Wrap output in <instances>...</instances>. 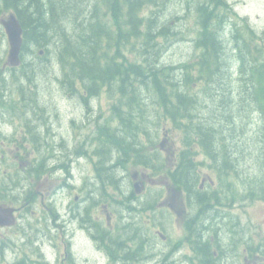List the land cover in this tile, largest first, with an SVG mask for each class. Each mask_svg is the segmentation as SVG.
Masks as SVG:
<instances>
[{
  "label": "trees",
  "instance_id": "obj_1",
  "mask_svg": "<svg viewBox=\"0 0 264 264\" xmlns=\"http://www.w3.org/2000/svg\"><path fill=\"white\" fill-rule=\"evenodd\" d=\"M164 4L166 0H94L89 8L81 0H0V7L5 9V13L14 12L24 29L22 64L10 68L11 71L21 68V76L33 79L37 71L30 72L33 68L28 57L37 47L45 51H50L49 47H52L59 64L64 69L67 68L65 77L75 75L81 81L79 86L78 82L75 83V88L74 83H71L73 91L76 89L81 92L85 99L100 94L105 88L111 92L118 89L121 94L119 104L125 109L122 110L119 104L114 107L119 126L113 128L109 121L108 126L100 127L96 132L100 139H105H99L94 150V156L98 158L95 162L98 183L93 205L112 199L132 211L143 213L149 209L153 212L157 209L149 198L146 201L140 200L138 205L131 203V198L135 197L134 191L123 198L115 197L108 191L111 186L115 191L120 190L125 194L120 189L116 174L118 166H125L132 161L150 166L154 172L164 168L161 153L149 154L144 147L143 139L151 134L155 135L147 127L150 124H136L141 120L135 110H140L141 117L145 118L146 111L149 110L147 103H158L154 109L157 121H152L153 123L160 127L161 119L165 117L181 133L182 147L177 154L175 166L166 171L167 176L176 188L190 194L196 192L197 198L204 197L198 192L199 166L202 162L196 157L200 153L214 159L211 166L221 176L224 172L220 165L228 168L226 172L239 175L241 163L237 153L248 148L241 143L240 138L247 135L253 115L257 113L261 114V120H258L261 133L257 138L264 141V55H257L262 52V47L253 49L245 35L237 32L230 37L223 31L224 26L229 24L227 22H230L223 11L230 6L227 0H187V12L196 16L199 25L195 40L197 53L194 58L179 64H162L156 50V46L160 44L158 37L173 35L169 21H165L160 15L156 16L161 12L158 8ZM82 9L85 11L79 13L78 18L77 13ZM67 20L76 23L77 31L72 39L65 38L66 42L62 43L63 40L59 38L61 41L58 40L57 43L62 45L57 44L55 49L51 43L57 41V25ZM245 27L254 32L248 23ZM123 48L126 51L129 48L136 50V58H128ZM230 61L235 63L231 67L232 71L229 68ZM3 77L0 76V107L6 106L8 102L5 93L7 80ZM14 77L19 81L20 77L16 73ZM22 87L24 89V84ZM144 88L148 92H144ZM83 95L81 96L84 97ZM24 101V104H30L25 97ZM9 105H13V99L9 101ZM33 105L38 107L39 102H34ZM28 126L30 127L29 124ZM30 129L32 130L31 127ZM38 137L37 133V137H32L31 142L36 143L40 157L34 158L32 164L27 166L33 177H40L50 169L45 164L50 156L47 151L50 148L44 147L42 150L47 145V140H40ZM0 138L17 141V138L9 136L1 127ZM12 188L10 181L4 179L0 182L1 190L8 191ZM253 190L250 192L247 187L250 195L255 192L256 196L261 190L264 191V184L262 189L255 185ZM2 198L7 200L9 196ZM89 208L90 205L85 208L87 213ZM94 225L110 240L115 241V245L118 244L121 236L116 231L107 230L100 221L94 222ZM141 229H119L117 232L127 231L128 234L134 231L128 237H140V248L137 251L143 254V243L146 240ZM120 246L128 249L127 244ZM140 261L137 263H147L144 259ZM25 263V258H21L11 264Z\"/></svg>",
  "mask_w": 264,
  "mask_h": 264
},
{
  "label": "rangeland",
  "instance_id": "obj_2",
  "mask_svg": "<svg viewBox=\"0 0 264 264\" xmlns=\"http://www.w3.org/2000/svg\"><path fill=\"white\" fill-rule=\"evenodd\" d=\"M81 1L84 6L90 8L94 0ZM227 1L230 6L223 11L230 22L225 21L229 24L224 26L223 31L230 37L237 32L245 35L253 49L262 47V52H258L257 55L260 56L261 53L264 55V0ZM158 9L161 12H157L156 16L160 15L165 21L168 20L173 29L171 37H158L160 44L156 46V50L161 63L179 64L194 58L197 53L195 40L198 37L199 25L196 22V16L187 12V0H166V4ZM83 11L85 9L77 13L78 18L79 13ZM0 12L6 11L0 7ZM88 15L91 17L90 14ZM71 22L67 20L57 25L59 27L55 38L57 41L51 43L55 49L57 44L62 45L66 42L65 38L72 39L73 34L76 33V23L71 24ZM247 23L254 32L245 27ZM111 26L113 27V24ZM113 31L116 32L115 27ZM59 38L63 40L62 43H57ZM8 49V42L0 41V67L2 61L7 59ZM41 49L35 48L33 54L28 57V62L33 68L29 71L31 73L33 70L37 71L33 79L28 80L26 76H21V68L5 73L7 76L6 100L9 103L13 99L15 104L0 107V127L9 129L17 141L0 138V182L5 179L10 181L13 187L8 191L0 189V203L11 205L19 210L18 213L15 212L17 217L15 225L0 226V264H11L21 258H25V264H105L104 251L85 236L81 226V217L87 213L85 208H88V205H90L89 214L93 220H98L97 215L101 216L99 218L105 221V227L110 231L142 228V233L147 232L145 235L149 237V242L146 240L143 243L148 252L152 251L151 247L154 251L156 247L161 251L167 250V247L172 246L173 243L184 251L187 245H183L182 242L188 234L189 226L186 219L191 213L190 208L188 206L186 208L180 200L176 201L177 213L169 206L164 207L165 203L169 204L174 193H177L178 199L182 198L179 190L175 189L176 192L172 193V188L167 190L165 187L167 185L171 187V181L165 173L172 167L171 165H164L162 172L154 173L153 177L156 179L154 183L161 184H152L151 180L146 181L142 194L135 193L136 197L130 200L134 205H138L140 200H145L152 193H160L158 201L161 204L154 212L150 209L143 213L138 210L132 211L112 199L93 205L97 196L95 187L98 183L95 168L98 158L94 156V150L100 139V135L96 132L98 128L108 126L109 121L113 128L119 126L114 107L119 104L121 94L118 89L111 92L105 88L100 94L85 99V95L76 89L73 91L70 87L71 83H74L75 88L76 82L79 86L81 81L75 75L65 77L64 72L67 68L64 69L59 64L55 50L49 47L50 51L46 50L41 55ZM123 51L131 60L136 58V50L129 48L126 51V48H123ZM234 64L230 61L231 71ZM14 72L17 77H20L19 81L14 77ZM22 84L25 86L24 89ZM143 90L148 92V89ZM24 97L30 104H24ZM34 102H39L38 107L33 105ZM146 105L149 110L146 111L145 118L141 117L140 110H135L141 120L136 124L146 122L150 124L146 125L151 133L155 134L159 131L161 133L159 143L166 131H169L170 136L163 141V149L165 154L173 155L182 146L180 131L175 129L172 121L165 117H162L158 127V124L153 123L157 121L154 109L158 103L154 101ZM120 108L125 109L122 106ZM258 120H261V114L257 113L253 115L247 135L240 138L241 143L248 146L242 153H237L240 156V174H234V179L231 177L228 179L224 172L225 166L221 165L224 172L221 176L217 174V169L210 168L209 165L213 163V160L211 162L202 160L201 166H204L200 172V178L209 176L215 184L217 181L218 185L223 184V190H228L233 198L236 197V200H233L235 201L233 208L229 206L228 209L239 215L241 227L253 235H264V191L261 190L256 196L255 192L251 196L247 191V187L251 192L255 185L262 189L264 184L262 170L264 166H261L264 164L262 153L264 141L257 138V135L261 133ZM37 133L40 140H47V147L50 148L47 150L50 158L45 162L46 167L50 169L40 177H33L27 166L32 164L34 158L40 157L36 143L31 142L32 137H37ZM104 139L105 137L100 140L104 141ZM157 148L160 149L159 144ZM202 156L199 154L198 158L201 159ZM64 163L67 167H62ZM139 169L140 167L132 163L127 166H118L116 174L120 189L125 194H122L120 190L115 191L111 186L108 187V191L118 198H123L126 194L130 195L131 184L135 181L132 174ZM145 171L150 173L149 170ZM76 194L80 196L78 201L74 198ZM7 195L9 198L4 200L2 197ZM28 197L30 200H27ZM103 204H107L109 210H106L107 207H102ZM107 211L113 213L110 224L106 217ZM74 213L76 218L73 216ZM163 213H167V217L163 218ZM165 227L166 233L171 238L170 242H163L160 235H156L158 230ZM241 227L238 226L236 229L242 230ZM150 237H152V243H150ZM68 241L72 242L76 262L65 253L66 247H70ZM145 255L147 254L141 253V259H144ZM148 260L150 258L146 256L144 261Z\"/></svg>",
  "mask_w": 264,
  "mask_h": 264
},
{
  "label": "flooded vegetation",
  "instance_id": "obj_3",
  "mask_svg": "<svg viewBox=\"0 0 264 264\" xmlns=\"http://www.w3.org/2000/svg\"><path fill=\"white\" fill-rule=\"evenodd\" d=\"M4 36H6V32L0 21V41L6 43V37ZM5 61H2L0 67V76H6L5 73L13 68L7 65ZM210 159L212 160L211 157ZM203 166L200 168L202 169ZM223 167L220 165L221 169ZM203 179L205 181L200 184L198 192H201L204 197L197 198L196 192L193 194L184 192L186 194L183 197L184 199L181 200L173 196L170 198L169 204H164V207L169 206L176 213L178 212V209H176L177 200L183 202L186 208L187 206L190 208L191 213L186 222L191 230L187 228L188 234L182 242L183 245H187L185 250H180V246L175 243L167 247V250L162 251L158 250L157 247L154 251L151 247L152 251L145 250V254H147L145 257L150 258V260L145 261L146 264H264V235H253L241 227L239 215L228 209L229 206L233 208L235 204L233 200H236V197L233 198L228 190H223V184H215L210 177H203ZM166 188L169 190L170 186L167 185ZM157 199L150 198V201L158 206ZM73 216L76 218L75 213ZM99 217L101 216L97 215L98 220H93L90 214L86 213L85 216L82 215V221L80 222H82L81 226L85 236L94 241L96 246L104 251L105 264H137V262H141V254L137 251L140 237L135 239L128 237V234L133 235L134 231L128 234L127 231H116L118 236H121L117 246L115 241L110 240L104 232H100L94 225V222L101 221L103 227L109 230L105 227V221ZM106 217L110 224L112 214L108 213ZM195 219L197 220L195 221ZM238 226L242 230H237L236 227ZM161 231L158 230L156 235H160L163 242H170L171 238L166 233V228H162ZM141 234L149 242V237L145 235L147 232ZM68 243L70 247H66L65 253L70 255L72 260L76 262L75 253L72 251V242L68 241ZM150 243H152V237H150ZM122 244H127L129 250L124 249L125 246H120Z\"/></svg>",
  "mask_w": 264,
  "mask_h": 264
},
{
  "label": "water",
  "instance_id": "obj_4",
  "mask_svg": "<svg viewBox=\"0 0 264 264\" xmlns=\"http://www.w3.org/2000/svg\"><path fill=\"white\" fill-rule=\"evenodd\" d=\"M7 33L10 49L8 54V63L11 65H18L21 61L20 52L23 44V27L15 14H10L7 19L1 20ZM140 190V183L136 184ZM16 208L13 206H4L0 204V225H14L17 222L15 217Z\"/></svg>",
  "mask_w": 264,
  "mask_h": 264
},
{
  "label": "bare ground",
  "instance_id": "obj_5",
  "mask_svg": "<svg viewBox=\"0 0 264 264\" xmlns=\"http://www.w3.org/2000/svg\"><path fill=\"white\" fill-rule=\"evenodd\" d=\"M209 17V16H208ZM133 90V89H132Z\"/></svg>",
  "mask_w": 264,
  "mask_h": 264
}]
</instances>
